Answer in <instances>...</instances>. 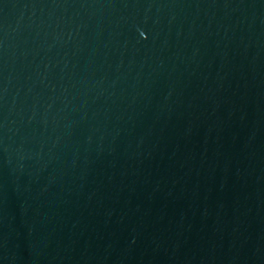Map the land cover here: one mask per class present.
Masks as SVG:
<instances>
[{"label": "water", "instance_id": "95a60500", "mask_svg": "<svg viewBox=\"0 0 264 264\" xmlns=\"http://www.w3.org/2000/svg\"><path fill=\"white\" fill-rule=\"evenodd\" d=\"M0 264H264V0H0Z\"/></svg>", "mask_w": 264, "mask_h": 264}]
</instances>
